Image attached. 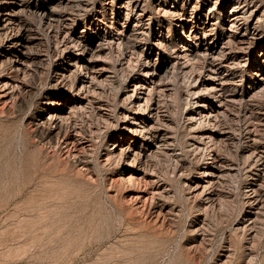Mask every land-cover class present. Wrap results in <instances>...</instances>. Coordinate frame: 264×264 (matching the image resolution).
Here are the masks:
<instances>
[{"label": "rangeland", "instance_id": "1", "mask_svg": "<svg viewBox=\"0 0 264 264\" xmlns=\"http://www.w3.org/2000/svg\"><path fill=\"white\" fill-rule=\"evenodd\" d=\"M18 2L0 264H264V0Z\"/></svg>", "mask_w": 264, "mask_h": 264}, {"label": "bare ground", "instance_id": "2", "mask_svg": "<svg viewBox=\"0 0 264 264\" xmlns=\"http://www.w3.org/2000/svg\"><path fill=\"white\" fill-rule=\"evenodd\" d=\"M51 3V2H50ZM43 7V6H42ZM47 7V6H46ZM22 8V5L18 2V0H0V36L3 35L4 39L2 37V43L0 44V62H2L4 59H8L9 58V54H11L12 52H17L16 53V57L14 59H12L11 61L14 62L13 63V67L15 69H21L25 64V59L27 58V56L25 55V48L27 46V44L30 42V40L33 39V35L31 36L28 35V29L26 28L25 25H22V23L17 22V14L18 11ZM40 11V13L42 15L45 16H51L52 13H50L49 10H47L46 8H40L37 7ZM233 11V10H232ZM233 13V12H232ZM236 13L232 14L233 16ZM19 15V14H18ZM44 16V17H45ZM49 18V17H48ZM236 17H232V19L230 20L231 22H233L235 20ZM14 28H18V32L16 33H12L11 31ZM194 30H190L189 32L192 33ZM253 34V33H252ZM189 36V35H188ZM193 36L195 37V34H193ZM189 38V37H188ZM29 46V45H28ZM181 48H183V50L180 52V54L184 55L185 57H187L188 59H195L198 57H205L206 55H208L210 52L212 53V51H202L200 50V47H193L190 48L188 45H182ZM211 49V48H210ZM214 51V50H213ZM17 56H20L17 58ZM10 60V59H9ZM74 63H72V58H70L67 62L65 67H62L60 69H58L56 71L57 75L62 78L65 75L66 71L69 70L68 66H72ZM152 68V67H151ZM210 68H212V66H210ZM91 70V69H90ZM215 70V67H214ZM213 71V70H212ZM70 73V72H69ZM217 73V72H216ZM153 71H148L145 70L144 76L150 78L152 77ZM165 75V74H164ZM90 77V76H89ZM92 79V76L90 77ZM89 78V79H90ZM158 78V77H157ZM147 80V79H146ZM150 81V80H149ZM152 81V80H151ZM227 81V80H226ZM224 82V81H223ZM157 83V82H155ZM159 83V82H158ZM135 85V86H134ZM132 86L134 87H139L141 86L138 83H133ZM82 88V85H80L79 89ZM216 87L211 86L209 88L210 91L214 90ZM134 92V90H132ZM133 92L131 93V96L133 95ZM216 91H214L215 93ZM218 92H222V88H220V90ZM230 100V99H229ZM196 103V102H195ZM221 103V102H220ZM206 106L204 101H199L195 104V109H196V113L200 114L202 112V109ZM54 114V113H53ZM56 115V114H55ZM52 117V116H51ZM54 117V116H53ZM191 118H193L192 116H190ZM159 147V146H158ZM138 152V151H137ZM138 154V153H137ZM136 156V155H135ZM214 167V163L212 162V167ZM216 175V174H215ZM217 176H219L217 174Z\"/></svg>", "mask_w": 264, "mask_h": 264}]
</instances>
